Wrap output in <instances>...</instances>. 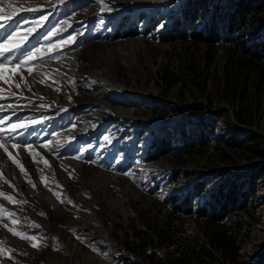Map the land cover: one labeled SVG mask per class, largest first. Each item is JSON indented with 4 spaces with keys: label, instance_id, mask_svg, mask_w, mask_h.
<instances>
[{
    "label": "rangeland",
    "instance_id": "1",
    "mask_svg": "<svg viewBox=\"0 0 264 264\" xmlns=\"http://www.w3.org/2000/svg\"><path fill=\"white\" fill-rule=\"evenodd\" d=\"M135 1L10 0L17 8L40 7L39 13H14L9 0L0 3V41L19 22L10 46L19 42L21 52L41 47L48 53L31 61V74L9 65L3 72L9 83L0 80V106L14 111L0 112L6 135L18 119L47 118L16 139L19 148L9 140L7 153L0 148V264H264V178L254 217L246 212L225 223L231 233L241 226L235 261L218 248L202 255L215 229L197 214L210 191L264 164L250 151L260 146L264 152V105L254 125L239 121L254 89L231 99L229 44L209 53L190 39H166L188 0ZM231 1L207 0L189 32L212 13L223 14ZM70 36L75 40L67 41ZM78 75L88 91L72 87ZM118 86L129 97L111 92ZM201 134L210 139L207 145H187ZM251 134L260 145L246 143ZM159 137L171 140L173 151L153 161ZM199 186H207L205 195L192 197ZM187 197L188 208L178 209Z\"/></svg>",
    "mask_w": 264,
    "mask_h": 264
},
{
    "label": "trees",
    "instance_id": "2",
    "mask_svg": "<svg viewBox=\"0 0 264 264\" xmlns=\"http://www.w3.org/2000/svg\"><path fill=\"white\" fill-rule=\"evenodd\" d=\"M208 5L207 0H188L182 15L175 20L168 31L166 39L172 42L190 39L194 44L207 47L209 53H214L216 46L221 43L229 44L225 73L229 80L231 99L246 95L247 88L253 87L254 96L245 106L248 112L246 113L242 108L238 112V119L242 124L254 125L264 105V28L260 30V27L264 25V0H232L223 14L217 11L212 13L199 30L194 29L189 32L190 26H195L203 18L202 13L208 9ZM212 59L209 60V64L212 63ZM204 135L188 138L187 145L193 146L195 143L207 145L210 139ZM246 143H251L252 146L260 145L253 134L249 136ZM172 151L171 140L159 137L155 141L150 158L155 161ZM250 151L254 153L253 157L264 158V152L261 151L260 146ZM263 178L264 164L255 165L246 178L239 176L231 178L210 191L205 197L197 214L208 229H215L210 237L209 248L202 246V255L206 254L205 258L208 254L211 255L214 248H218L223 255L230 254L233 261L237 259L241 249L237 232L241 231V226L235 224L237 231L231 233L229 228H225V223H233L239 215L246 212H251L254 217L255 211L252 209L257 198L259 182ZM206 187L199 186L197 194H191L192 197L205 195ZM189 203H191L190 197H187V202L178 209L188 208ZM186 213L190 215L192 210L189 208ZM174 233L176 235L177 232L174 231L173 235ZM182 238L183 236H180L179 239ZM163 244L172 247L178 242Z\"/></svg>",
    "mask_w": 264,
    "mask_h": 264
},
{
    "label": "snow or ice",
    "instance_id": "3",
    "mask_svg": "<svg viewBox=\"0 0 264 264\" xmlns=\"http://www.w3.org/2000/svg\"><path fill=\"white\" fill-rule=\"evenodd\" d=\"M4 0H0V3H3ZM35 2V0H33V3ZM21 5L28 3V0H20ZM8 7L12 9V11L15 12H30V13H39L42 11V9L40 7H15L13 3L10 2L8 3ZM4 12L5 9L3 7H0V20H2L4 18ZM10 18V17H9ZM40 20H47L48 17L46 15H41ZM28 21H24V23H27ZM8 27H11V25H7ZM159 27H163V24H161ZM5 28V25L0 24V29ZM22 29V25L19 22H16V27L13 29V31L11 33H9L6 38L3 41H0V80H3L4 83H9L8 80H4L3 79V72L8 69V66L11 65V68L8 69L10 71H15L17 69H20L21 66H25L28 68L29 74H31V61H33L35 58H37L39 55H47L48 53H42V49L41 47H34L32 49H25L24 51L21 52V45L19 42H17L15 44V47H11V42L13 41V38L15 36L18 35V33L20 32V30ZM30 31V30H29ZM55 31V29L50 30L49 34L45 35V40L50 39L51 36V32ZM25 39H27V37H25ZM75 37H68L67 41H74ZM67 41H60L59 44L61 45H65L67 44ZM49 47H54L53 45H49ZM5 53H12V55H5ZM15 53H19V55H15ZM56 58V57H54ZM19 84H16V87L19 88ZM2 89H0V93H2ZM14 95V94H13ZM2 98V97H0ZM69 99H71L69 97ZM3 107V106H0ZM47 118H38L35 120H31V121H27V118H22V119H18L17 122L9 124L8 127L11 129V132L8 133L7 135L4 132V129L2 127H0V148H3L4 151L7 153L8 149L4 144L5 140H9L12 142V147L13 148H19L20 144L18 142H16V139H18L19 136L24 135L26 133H29V127L30 125H35L38 123H42L44 120H46ZM0 124H4V118H0ZM19 130V131H18ZM109 137H105V140H108ZM27 149L31 150L32 149V145L25 143L24 145ZM44 147H48V145H44ZM9 156H11V153H9ZM77 159L82 158V154L81 156L76 157ZM45 164H47V161H45ZM21 170H23L22 166H21ZM47 186V185H46ZM2 195V194H0ZM6 199H8L9 201L13 200L12 196H7ZM62 203L64 201H61ZM67 203L71 204L72 201L68 200ZM13 223H15V221H13ZM37 227H39L37 225ZM9 231H12V229H9ZM14 235H20L21 238H25L28 239L30 241H34L36 240V236L32 235V236H28V234L26 233H15ZM78 238V237H77ZM33 247H37V244H33ZM95 250V249H94Z\"/></svg>",
    "mask_w": 264,
    "mask_h": 264
},
{
    "label": "bare ground",
    "instance_id": "4",
    "mask_svg": "<svg viewBox=\"0 0 264 264\" xmlns=\"http://www.w3.org/2000/svg\"><path fill=\"white\" fill-rule=\"evenodd\" d=\"M152 1V0H151ZM136 2V1H135ZM148 2V1H147ZM147 2H143V1H141V0H139V1H137L136 3H147ZM145 7V6H144ZM0 22H2V20H0ZM49 67V66H48ZM81 78H83V76L82 75H78V77H76V79L74 80V81H72V87L74 88V89H81V90H83V91H88V89L87 88H84V87H82V83H81ZM103 81V80H102ZM84 86V85H83ZM104 86L105 87H108L109 85H107L106 83H104ZM99 87V86H98ZM92 88H94V89H96L97 87H92ZM92 88H90V89H92ZM94 89H92V90H94ZM105 90V89H104ZM112 91H116V92H119V94H121L122 96H128V95H130L128 92H126L125 90H124V88L123 87H121V86H118L117 88H115V89H113V88H111V92ZM93 92V91H92ZM100 92V91H99ZM103 93V92H102ZM107 93V92H106ZM108 95H109V97L113 94V93H110V92H108L107 93ZM129 97V96H128ZM5 101V100H4ZM57 107V106H56ZM5 107H2L0 110V112H2L3 110V112H8V113H11V112H14L13 110H7L6 109V111H5ZM19 111H21V110H19ZM64 251V253L65 254H67L69 257H70V259H68V260H71V259H73V257H72V254L70 253V251L65 247V249H63ZM72 262V261H71ZM70 262V263H71ZM67 263H68V261H67ZM106 263V262H105Z\"/></svg>",
    "mask_w": 264,
    "mask_h": 264
}]
</instances>
